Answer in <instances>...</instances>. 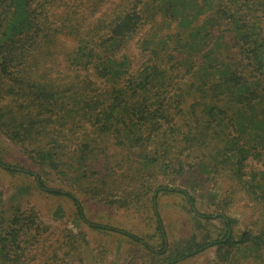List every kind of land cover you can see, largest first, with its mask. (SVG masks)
Returning <instances> with one entry per match:
<instances>
[{
    "label": "trees",
    "instance_id": "trees-1",
    "mask_svg": "<svg viewBox=\"0 0 264 264\" xmlns=\"http://www.w3.org/2000/svg\"><path fill=\"white\" fill-rule=\"evenodd\" d=\"M0 135L38 168L0 157L1 169L159 264L210 248L212 264H264V0H0ZM205 189L221 196L202 211ZM76 191L141 213L147 230L90 222ZM169 198L189 227L172 241ZM237 206L250 214L238 236ZM43 229L0 194V264L63 262ZM68 238L69 260L89 241Z\"/></svg>",
    "mask_w": 264,
    "mask_h": 264
},
{
    "label": "rangeland",
    "instance_id": "rangeland-1",
    "mask_svg": "<svg viewBox=\"0 0 264 264\" xmlns=\"http://www.w3.org/2000/svg\"><path fill=\"white\" fill-rule=\"evenodd\" d=\"M0 157L5 162L18 167L38 169L31 164L15 145L2 135H0ZM45 177L44 179L48 185L60 188L69 187L55 173H51L50 176L45 175ZM161 182L168 183V180H163L160 177L156 183ZM76 192L83 204L85 216L90 222L122 228L137 234L147 230L143 225L145 223L141 213L131 212V214L125 208L105 205L80 191ZM0 194L3 195L7 207L13 205L20 207L23 211H30L31 209L36 211L39 220L47 228V230L43 229L41 231L44 236L41 235V238L46 240L44 247L41 246V248L53 253L58 247H62L59 257L61 260L63 259V262L59 264H98L96 260L100 258L104 260L103 264H127L130 261L137 264H159L157 260L147 254V250L137 244H133L128 238L87 226L76 216L75 206L68 197L54 196L39 191L32 176L25 177L0 168ZM220 196L221 191L205 189L203 194L197 196L198 207L202 211H207ZM161 211L165 217L163 218L171 241L187 234L189 230L187 218L177 204L174 203L173 199L162 200ZM229 215L238 220L234 229L235 235L238 236L249 223L250 214L248 209L237 206ZM70 231L83 233L89 243L85 244V246L75 245V250L71 253L72 256L68 260L64 256L65 252L69 251L66 242L69 240ZM61 241L65 244H60ZM215 257V248H210L201 254L176 264H212Z\"/></svg>",
    "mask_w": 264,
    "mask_h": 264
}]
</instances>
